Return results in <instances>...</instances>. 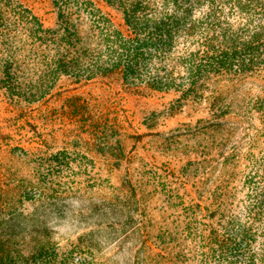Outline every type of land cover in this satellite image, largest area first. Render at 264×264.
<instances>
[{"label":"rangeland","instance_id":"374dc122","mask_svg":"<svg viewBox=\"0 0 264 264\" xmlns=\"http://www.w3.org/2000/svg\"><path fill=\"white\" fill-rule=\"evenodd\" d=\"M22 1L46 27H55L54 0ZM93 1L114 25L124 23L109 0ZM148 1L153 9L165 8L171 20L191 6L180 25L191 19L196 31L205 27L200 0ZM248 82L259 85L264 79ZM127 87L119 79L62 78L50 101L29 105H15L0 92V264H202L195 205L212 189L221 165L212 159L211 143L205 144V161L188 150L201 132L212 133L213 84L193 91L194 101L143 89L137 95ZM73 99L90 105L80 114L72 112ZM88 118L100 126L94 138L79 130L80 120ZM117 120H124L125 131L110 127ZM235 121L228 119L227 127H236ZM225 137L224 151L244 145L239 130ZM178 170L187 174L193 193L184 201L174 178ZM246 175L241 172L231 181L234 197L222 198L215 216L211 205L204 212L220 234L239 229L248 200L242 185ZM225 178L231 180L228 174ZM209 193L204 194L208 202ZM237 250L232 246L220 258L212 257L213 264H243L246 253Z\"/></svg>","mask_w":264,"mask_h":264},{"label":"trees","instance_id":"16d2710c","mask_svg":"<svg viewBox=\"0 0 264 264\" xmlns=\"http://www.w3.org/2000/svg\"><path fill=\"white\" fill-rule=\"evenodd\" d=\"M73 1L54 0L58 20L55 27H46L22 0H0V92L15 105L45 104L62 78L86 83L109 78L123 81L137 95L143 89L173 93L188 101L197 99L194 92L212 82L208 107L215 121L212 133L201 132L188 150L205 161L209 156L205 144L211 143L212 159L221 165L212 189L205 188L207 193L200 194L195 205L201 263L213 264L212 257L220 258L237 245L239 253H246L243 264H264V83L248 82L264 79V0H200L205 27L199 31L191 19L180 25L191 6H184L181 16L171 20L165 8L153 9L148 0H109L124 19L114 25L97 2ZM185 57L189 62L184 65ZM182 73L187 76L184 82L180 81ZM89 105L88 100L75 99L69 104L79 114ZM228 119H236V127H227ZM124 123L112 121L110 127L123 132ZM98 128L92 118L79 122V130L91 138ZM237 130L242 132L244 145L224 151L225 136ZM241 172L247 173L242 185L248 200L237 220L239 229L220 234L210 223L212 216L204 212L211 205L215 216L223 206L222 198L234 197L231 181ZM177 173L174 178L184 201L193 193L187 188V174ZM208 192L212 194L209 202L204 199ZM217 222L222 225L221 219Z\"/></svg>","mask_w":264,"mask_h":264}]
</instances>
